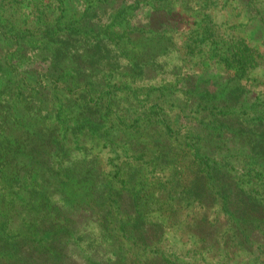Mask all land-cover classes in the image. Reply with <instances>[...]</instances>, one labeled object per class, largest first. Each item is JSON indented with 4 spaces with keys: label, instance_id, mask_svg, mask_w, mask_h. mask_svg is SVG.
I'll return each mask as SVG.
<instances>
[{
    "label": "rangeland",
    "instance_id": "374dc122",
    "mask_svg": "<svg viewBox=\"0 0 264 264\" xmlns=\"http://www.w3.org/2000/svg\"><path fill=\"white\" fill-rule=\"evenodd\" d=\"M88 1L0 0V24L13 33L21 28L26 35L16 42L1 39V58L11 65L23 61L16 79L31 86L50 82L49 99L62 100L64 116L74 110L82 92L78 87L69 90L74 77L64 70L52 75L54 58L22 46L36 33L30 30L37 29L38 37L29 40L40 41L44 28L60 16L58 6L78 18ZM131 1L108 0L111 10L95 19L105 24L115 14L128 16ZM142 2L150 6L136 10L130 21L148 33L134 35L131 42L124 37L113 55L102 43L99 62L103 65L111 54L110 66L92 80L97 85L110 79L105 86L117 97L110 100L113 113L105 114L104 124L115 125L116 131L102 133L104 138L81 133L70 141L71 156L44 158L46 185L37 182L31 194L20 192L12 202L0 199V264H264V210L258 239L242 246L232 243V234L240 232L241 191L260 183L258 191L264 196V185L255 176H264V0H162L163 10L157 13L152 9L158 0ZM149 20L157 21L160 33L154 31L156 26L149 28ZM120 24L118 28L130 29ZM150 39L162 50L154 62L147 60L155 46ZM141 45L149 50L143 53ZM57 77L59 85L54 83ZM84 119L93 122L94 116ZM83 152L93 169L89 182L76 174ZM39 164L34 163L36 178ZM69 165L73 172H68ZM244 177L251 178L246 186ZM101 187L108 191L105 202L115 223L130 224L112 226L113 242L99 237L92 225L84 234L76 227L84 217L78 204L83 205L85 194L92 197L94 208L103 205L97 201ZM41 189L55 193L52 217L34 219L35 225L21 221L32 199L36 212L42 211ZM8 190L0 183V195ZM63 194L76 202L70 216ZM132 217L143 218L147 226L138 232L131 226ZM55 222L69 225L63 229ZM43 228L46 234L64 230L67 236H61L67 242L47 248L48 238L40 240ZM142 232L144 244L150 243L146 250L133 248L131 241L133 235L140 240ZM115 246L122 253L119 259Z\"/></svg>",
    "mask_w": 264,
    "mask_h": 264
},
{
    "label": "trees",
    "instance_id": "16d2710c",
    "mask_svg": "<svg viewBox=\"0 0 264 264\" xmlns=\"http://www.w3.org/2000/svg\"><path fill=\"white\" fill-rule=\"evenodd\" d=\"M103 1L89 0L87 2L88 4H84L85 6H83L82 16L78 18L74 17V13H72V17L67 15L65 13L66 9L58 6L59 13H61L60 16L44 28V34L39 35L42 37L40 41L29 40L30 38L38 37L37 29L30 30V32L36 33L27 36L28 39L22 46L35 53L37 52L38 55L44 54L54 58V66H51L49 69L50 72H53L52 75L57 73V75L60 76L64 70L65 72L68 71V73L74 77V80L68 87L69 90L78 87L82 92L80 96L75 98V103L73 105L75 108H73L74 110L71 111L69 115L67 114V116H64L61 111L62 104H59L62 102L61 99H49L48 92L51 86L50 82L45 86H41V83L37 84L38 86H31L29 82L16 79L15 73L18 72L19 66L23 61L18 65H11L6 60L4 61L3 57L1 58L0 51V183L11 191L10 193L8 190L5 195L1 194L0 199L7 197V202H12L16 199L18 193L23 191H28L30 193V191H34L37 182L40 183V185H46L48 179L44 177V175L46 172L45 162L47 158L50 160L55 155H60L62 158L66 157L68 154L71 156L74 150H72L70 146V141H72V139L76 140L81 133H88L94 137L104 138L106 135L102 133L116 131L115 125L112 124L107 127V124H104L106 120L104 118L105 114L106 116H110L111 113H113V106L110 100L117 97V94L114 95L113 92L105 86L109 83L108 81H110V79H108L107 76L104 78L105 81L101 80V82L99 80L97 85H94L92 80L99 77L100 70H103V67L110 66L108 62L112 58V55L116 54L114 51H116V49L118 50L117 45L125 41V39H123L124 37L127 41L131 42L134 40V35L140 32L144 34L148 33L145 27L131 24L130 19L136 10L150 6V4L143 3V0H133L129 5L130 14H128V16L123 14L119 16V14H115L113 17L109 18L105 24H101V22H98L95 18H98L99 14L107 10V8L111 10V8L106 6L108 0ZM161 1L162 0H158V2L154 3L155 5L153 4L152 13L161 12L163 10L164 3ZM164 1L165 0H163V2ZM100 2L105 3V5L101 6L104 10L97 8V4ZM73 9L75 12L77 11L74 7ZM100 9L102 11H99ZM167 13L169 16H173L170 8H167ZM67 16H69L68 19H66ZM62 19H64V21H62ZM122 21L125 22L130 29L122 30L118 28V24ZM156 22L153 23L149 20V28L153 29V26L157 25ZM6 27V25L3 26L0 24V40L9 38L16 42L15 39L21 41V39L26 36L21 28L13 33ZM155 28L154 31L158 33L161 32L160 28H157V26ZM149 42L155 46L153 48L154 50H152L153 52L151 51L148 54L147 60L154 62L162 50L158 48L157 44L153 43L154 40L151 41L150 39ZM102 43L109 45L110 50H112V55H107L103 60V65L99 62L100 59L98 55V53H100L99 47H101ZM141 47L143 53L149 50V48H145L142 45ZM25 48H22L21 55L22 57L26 56V60H28L30 56ZM89 51L92 52V56H89ZM127 58L130 62L134 61L130 56H127ZM68 64L70 66L74 64V67L69 69L66 66ZM54 83L59 85L58 77ZM91 115L94 116V119H92L93 122L84 119L86 117L88 120L91 118ZM107 134L109 135L110 133ZM104 143H106L105 139ZM41 157L43 159L39 160ZM45 157L47 158L44 159ZM86 160L87 153L83 152V164L76 172L77 175L81 174L85 182L89 180L90 174H93V169L88 166L89 164H86ZM38 161L42 168H38L37 166V170L40 169V171H38L39 176L36 178L34 177V163H38ZM67 168H69L68 172L74 171L73 165H69ZM261 174V172H256L255 176L258 182H261L262 186L264 185V176ZM242 181H245L246 186L248 184L247 182L251 181V178L247 177V179L245 178V180ZM259 186L260 183L254 184L247 190L242 187L244 188V193L241 191L240 203L243 209L239 210V217H237L239 221L237 231L240 232L232 234V236H234L232 243L236 246H242L248 242H255V239H258L260 236V225L263 223L260 220L259 214L264 210V203H262L264 202V196H261L262 194L258 191ZM98 191L102 193V196L97 198V201L100 204L106 205V207L102 205L99 208L96 207L97 209L94 208L93 199L91 200L92 197L85 194V202L83 205L78 204L79 212L84 217L78 218L79 221L76 227L78 231L84 234L86 226L92 225L97 229L96 231L99 232V237L105 236L107 240L111 238L113 242L114 237L111 235L112 226L114 225L116 227L119 225V228H126V225L129 227L130 224L127 222L115 223L116 216H113V212L110 210V204L105 202L106 198L108 199V191L103 190V187L99 188ZM39 194L42 195V211L36 212V202L32 199L31 205L25 204V206H30L29 209L25 208V213L27 214L23 215L21 221L26 222V220H28L32 225H35V223H33L35 222L34 219L43 222L44 218L46 220L50 217V214L52 217L53 214L49 213V210L52 211L56 206L53 202L54 200L52 201L53 194L55 193L41 189ZM63 195L64 205L71 209L69 212L70 216L73 213V207L76 205V202L73 200L74 198L72 195ZM101 200L103 203H101ZM0 211L2 212L1 209ZM55 224L63 229L69 225L67 222H64V224L55 222ZM146 224L143 218L136 217L133 218L131 226L139 232L140 229L147 226ZM60 230V228L59 230L56 229L55 234H53V230L48 231L46 234V230L43 228L44 237H40L41 242L47 237V243L44 244L47 248L53 246L55 242L59 244L66 243L67 241L64 242L62 240L64 236H61L64 230ZM66 233L67 232L64 234L66 235ZM141 234L143 235L144 233L138 234L141 238L140 240L133 235L131 240L132 245L134 246L133 248L141 247L146 250L150 246V243L146 240L144 244V238L141 237ZM86 235H88V232ZM57 236H59L60 239L55 241ZM115 249L117 250L115 258L119 259L122 257V253L118 251L117 246H115ZM115 249L114 252H116ZM166 264L169 263L167 262Z\"/></svg>",
    "mask_w": 264,
    "mask_h": 264
}]
</instances>
